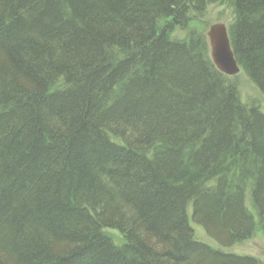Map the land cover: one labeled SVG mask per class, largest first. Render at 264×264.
<instances>
[{
    "label": "trees",
    "instance_id": "16d2710c",
    "mask_svg": "<svg viewBox=\"0 0 264 264\" xmlns=\"http://www.w3.org/2000/svg\"><path fill=\"white\" fill-rule=\"evenodd\" d=\"M212 7L264 95V0H0V264H264L232 250L264 238V114Z\"/></svg>",
    "mask_w": 264,
    "mask_h": 264
},
{
    "label": "rangeland",
    "instance_id": "374dc122",
    "mask_svg": "<svg viewBox=\"0 0 264 264\" xmlns=\"http://www.w3.org/2000/svg\"><path fill=\"white\" fill-rule=\"evenodd\" d=\"M216 9L215 7L210 8L209 13L207 14V17L205 18V22L203 21L200 25H198V29L201 31V29H205V34L207 35L208 30L210 26L213 24H224L226 27H228V17L231 15L230 10H227L224 12V17L221 20H218V17L216 16L215 12L213 11ZM228 19H225V18ZM206 25V27H204ZM235 77V76H234ZM234 81L238 82L239 84V90H240V96L243 103H254L258 104L260 107V111L264 114V95L258 90V88L247 78L246 74L241 71L237 77L234 78ZM250 207V206H249ZM192 208L188 209V217L191 227L193 228L195 232V236L199 241H202L204 243H207L213 247L218 248V244L216 241L211 238L205 229L196 224L194 220L192 219ZM200 232V233H199ZM233 251L244 253V254H251L253 256H258L264 258V238L262 233H258L256 237H253L252 239L233 247Z\"/></svg>",
    "mask_w": 264,
    "mask_h": 264
},
{
    "label": "water",
    "instance_id": "95a60500",
    "mask_svg": "<svg viewBox=\"0 0 264 264\" xmlns=\"http://www.w3.org/2000/svg\"><path fill=\"white\" fill-rule=\"evenodd\" d=\"M207 37L211 47V57L217 69L229 77L237 76L241 69L234 57L228 29L224 24L210 26Z\"/></svg>",
    "mask_w": 264,
    "mask_h": 264
},
{
    "label": "bare ground",
    "instance_id": "6f19581e",
    "mask_svg": "<svg viewBox=\"0 0 264 264\" xmlns=\"http://www.w3.org/2000/svg\"><path fill=\"white\" fill-rule=\"evenodd\" d=\"M254 220V219H253ZM193 229V228H192ZM200 233V232H199Z\"/></svg>",
    "mask_w": 264,
    "mask_h": 264
}]
</instances>
